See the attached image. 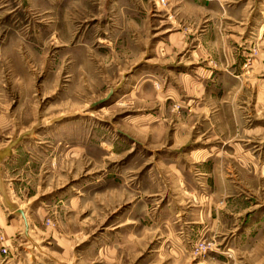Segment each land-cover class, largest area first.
<instances>
[{
  "label": "rangeland",
  "instance_id": "374dc122",
  "mask_svg": "<svg viewBox=\"0 0 264 264\" xmlns=\"http://www.w3.org/2000/svg\"><path fill=\"white\" fill-rule=\"evenodd\" d=\"M5 148L0 264H264V0H0Z\"/></svg>",
  "mask_w": 264,
  "mask_h": 264
},
{
  "label": "water",
  "instance_id": "95a60500",
  "mask_svg": "<svg viewBox=\"0 0 264 264\" xmlns=\"http://www.w3.org/2000/svg\"><path fill=\"white\" fill-rule=\"evenodd\" d=\"M8 151L9 149L8 148H5V149H1L0 150V160L4 157V156H8ZM21 212V211H20Z\"/></svg>",
  "mask_w": 264,
  "mask_h": 264
},
{
  "label": "bare ground",
  "instance_id": "6f19581e",
  "mask_svg": "<svg viewBox=\"0 0 264 264\" xmlns=\"http://www.w3.org/2000/svg\"><path fill=\"white\" fill-rule=\"evenodd\" d=\"M263 29V28H262Z\"/></svg>",
  "mask_w": 264,
  "mask_h": 264
}]
</instances>
